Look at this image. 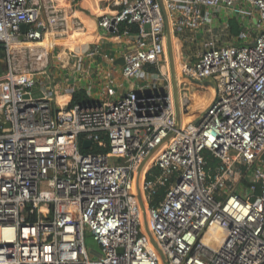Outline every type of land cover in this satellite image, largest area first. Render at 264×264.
<instances>
[{"label":"built area","instance_id":"built-area-1","mask_svg":"<svg viewBox=\"0 0 264 264\" xmlns=\"http://www.w3.org/2000/svg\"><path fill=\"white\" fill-rule=\"evenodd\" d=\"M96 2L99 38L80 51L67 47L87 34L78 0H0V264H162L135 180L166 264H264V0H161L165 15L158 0ZM221 12L239 34L179 63L183 84L215 90L181 126L192 110L159 70L166 28ZM110 39L126 40L121 76L139 82L117 96L106 74L90 99L83 61L116 62Z\"/></svg>","mask_w":264,"mask_h":264},{"label":"crops","instance_id":"crops-1","mask_svg":"<svg viewBox=\"0 0 264 264\" xmlns=\"http://www.w3.org/2000/svg\"><path fill=\"white\" fill-rule=\"evenodd\" d=\"M79 6H78V13L80 20L83 21L85 24L87 34L84 37H75L74 40H71L69 44H67L68 49L73 50L74 45L78 48H80V51L86 50L89 47V42H93L99 38V31L96 27V19L97 16L95 15V5L98 6L99 3H97V0H78ZM85 8V9H84ZM227 19L225 18H218V22L225 24L227 23ZM92 21V22H91ZM215 22V21H214ZM229 22V20H228ZM169 30V29H168ZM230 33V30H229ZM102 34V33H101ZM169 34L171 35V45H172V62L169 58L168 51H167V38H166V49L163 56V61L161 62L159 66V70L163 73H166L168 77H170L172 81V92L174 95V87L176 88V97L178 102V97L180 96V104L183 98L185 97L189 101V107H193V98L192 93H203V95H206L207 98L205 99V105L210 101L212 98V89L208 85H199V86H206L207 90L200 91L197 89L195 84H183L185 83L183 79L181 78L178 67L180 62H187L192 61L195 59L196 54H198L199 49H194V44L197 43V41L200 39V33L199 30H189L185 29L182 32H173L172 30L169 31ZM230 36L233 38V36L230 34ZM211 38V37H210ZM217 38V37H216ZM209 39V37H208ZM215 39V38H214ZM202 41V40H201ZM67 43V42H66ZM185 45V46H184ZM126 40H117V39H110L102 44V50L104 52H108L110 55L114 56L115 61L114 63H109L108 61L102 59L101 57H97L94 59H84L83 64L85 65L83 70L88 71V73H91V76H87L89 81H93L98 83L99 88L101 90L98 92V95H102V84L103 80L102 77H105L106 74H110L111 79L114 81L113 85H111L112 88H115L116 95L120 96L127 92L129 89H131L132 85L135 82H139L138 80L134 82L126 81L122 78L121 72H120V60L122 58L123 52L126 50ZM191 48V49H190ZM69 63L68 61L64 62L62 67L66 66V64ZM167 66L170 69V73L167 71ZM68 68L73 69V64L69 63L67 65ZM95 73V75H94ZM177 73V78H176ZM95 76V77H94ZM174 79V80H173ZM176 79L180 80V83L178 84V87L175 85ZM1 81V79H0ZM173 81H175V84H173ZM80 83V82H79ZM80 88H84L80 83ZM90 88V89H89ZM89 89L88 96L90 99H93L92 90L91 87H87ZM186 90V91H184ZM98 91V89H97ZM204 91V92H203ZM102 93V94H101ZM101 98V97H100ZM96 100V99H94ZM176 100V98H175ZM179 104V105H180ZM204 102H202L201 107L197 108L196 110H203L205 107Z\"/></svg>","mask_w":264,"mask_h":264},{"label":"rangeland","instance_id":"rangeland-1","mask_svg":"<svg viewBox=\"0 0 264 264\" xmlns=\"http://www.w3.org/2000/svg\"><path fill=\"white\" fill-rule=\"evenodd\" d=\"M102 4V3H101ZM85 9V8H84ZM213 18H210L208 23H204L201 24L200 26H198L197 28H190L189 30H199V35H200V39L197 41V43L194 44V49H199V51L201 50V46L202 43L208 39V37L210 38H215L217 39L218 43L221 45H227V44H231L233 42V38L230 36L229 30H230V21L228 22V18L221 13L217 14V13H213L212 15ZM218 18H225L227 19V23L222 24L220 22H218ZM215 21V22H214ZM92 22V21H91ZM217 37V38H216ZM185 46V45H184ZM191 49V48H190ZM72 63V62H71ZM84 64L82 65V69L84 68ZM3 64H2V58L0 60V72L3 71ZM55 72L56 74L59 71V68H51L50 72ZM63 72L65 73V80H68V82H64V79L62 80V86L63 84H73V77L75 76V71L71 70L70 68H67L66 70L64 69ZM55 81H57V77H55ZM81 83V85L84 87L85 90H87V87H91L92 90V97L93 99L99 100L100 99V95H98V92L101 90V88H99L98 83L93 82L92 80L89 81L88 77H83V79H80L79 81ZM52 85H49V88H51ZM197 89H199L200 91L202 90H207L206 86H196ZM98 89V91H97ZM204 92V91H203ZM204 105H205V99L207 98L206 95H204ZM197 121V117L196 119H194L193 123ZM86 247L87 248H91V249H96V245L95 243L92 241V239H90L89 237L86 238Z\"/></svg>","mask_w":264,"mask_h":264},{"label":"water","instance_id":"water-1","mask_svg":"<svg viewBox=\"0 0 264 264\" xmlns=\"http://www.w3.org/2000/svg\"><path fill=\"white\" fill-rule=\"evenodd\" d=\"M158 2L161 4V7H162V2H161V0H158ZM162 12H163V14L165 15V11H164L163 7H162ZM253 23L256 24V21L254 20ZM145 30H146L147 32L149 31V27H148L147 25L145 26ZM170 36H171V35L169 34V30L166 28L167 51H168L169 58H170V60H171V62H172V61H173V60H172V45H171V38H170ZM120 61H121L120 64L122 65V63H123L124 61H123L122 59H121ZM173 80H174V79H173ZM173 84H175V81H173ZM196 84L202 85V84H200V83H196ZM203 85H208V86H210V87L213 89L212 98H211V99L213 100L214 97H215V90H214L212 84H211L210 82H205V83H203ZM33 94H34V95H40V93H39L38 91H35ZM174 95H175L176 102H177L176 88H175V87H174ZM0 99H2V101H3V100L5 99V95H4V94H1V95H0ZM177 110H178V105H177ZM177 119H179V116H178ZM4 126L7 127L8 125L5 124ZM89 146H90V142H89V141H86V142H84V143L82 144V148H87V147H89ZM143 165H144V164H143ZM143 165H141V167H140V169H139V171H138V173H137V176H138L140 170L142 169ZM134 188H135V192H136V194H137V199H138V202H139L140 208H141V210H142V224H143L144 232L146 233L147 237L149 238V240H150V242L152 243V245L154 246V248L157 249V251L159 252L162 264H166L165 259H164L165 257L163 256L162 252L158 249L157 244L155 243L154 239H153L152 236H151V233H150L149 230H148L147 222H146V211H145V206H144V202H143V198H142V196H141L140 190H139V188H138L137 180H135V182H134Z\"/></svg>","mask_w":264,"mask_h":264},{"label":"bare ground","instance_id":"bare-ground-1","mask_svg":"<svg viewBox=\"0 0 264 264\" xmlns=\"http://www.w3.org/2000/svg\"><path fill=\"white\" fill-rule=\"evenodd\" d=\"M84 36H86V34L85 35H78V36H73V37H71L70 38V41L71 40H74V38L75 37H84ZM76 48H78V47H76L75 45H74V47H73V49H76ZM67 60L65 59V60H63V63L64 62H66ZM167 71L170 73V69L168 68V66H167ZM178 76H177V73H176V78H177ZM176 83L177 84H175L177 87H178V84L180 83V80L179 79H176ZM180 98V96L178 97V105L180 104L179 102V99ZM192 98L194 99L193 100V107L191 108V113L189 114V116H187V117H185V116H180V120H179V123H180V125L181 126H183L184 125V123L185 122H187V120H189V119H191V118H193V114L196 112V109L197 108H199V107H201V104H202V102H204V98H205V96L203 95V93L201 92V93H197V94H195V93H192ZM61 100H62V98L60 97V96H57V101L58 102H61ZM0 114H2V113H0Z\"/></svg>","mask_w":264,"mask_h":264},{"label":"trees","instance_id":"trees-1","mask_svg":"<svg viewBox=\"0 0 264 264\" xmlns=\"http://www.w3.org/2000/svg\"><path fill=\"white\" fill-rule=\"evenodd\" d=\"M239 30H240V28H239V26H238V23L236 22L235 19H232V20L230 21V34H231L233 37H235V36H237V35L239 34ZM2 57H3V54L0 52V60H1ZM83 96H84V91H81V92L75 94V96H74L73 99H72L71 105H73L74 103L76 104V102H77L78 100H80ZM101 151H102V152H106V149H103V150H101ZM211 165H213L212 162H210V166H211ZM161 193H162V191H161Z\"/></svg>","mask_w":264,"mask_h":264}]
</instances>
